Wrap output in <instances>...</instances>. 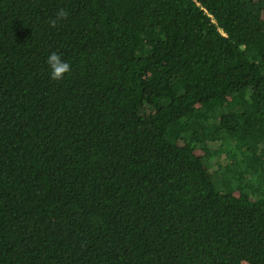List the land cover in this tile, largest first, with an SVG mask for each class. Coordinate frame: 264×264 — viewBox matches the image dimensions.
Returning a JSON list of instances; mask_svg holds the SVG:
<instances>
[{"label": "trees", "instance_id": "16d2710c", "mask_svg": "<svg viewBox=\"0 0 264 264\" xmlns=\"http://www.w3.org/2000/svg\"><path fill=\"white\" fill-rule=\"evenodd\" d=\"M0 264H264V0H0Z\"/></svg>", "mask_w": 264, "mask_h": 264}, {"label": "clouds", "instance_id": "9594fccd", "mask_svg": "<svg viewBox=\"0 0 264 264\" xmlns=\"http://www.w3.org/2000/svg\"><path fill=\"white\" fill-rule=\"evenodd\" d=\"M68 11L61 7L58 8L54 18H51L48 23L49 26L55 28L59 21L65 20L68 18ZM47 65L50 70V78L52 80H62L64 78L65 73L71 71V65L67 61L63 60L61 55L57 52H51L46 60Z\"/></svg>", "mask_w": 264, "mask_h": 264}]
</instances>
